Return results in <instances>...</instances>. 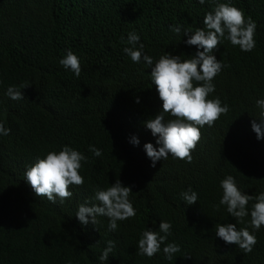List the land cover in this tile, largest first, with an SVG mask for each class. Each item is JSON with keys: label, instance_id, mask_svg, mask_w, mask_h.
<instances>
[{"label": "trees", "instance_id": "obj_1", "mask_svg": "<svg viewBox=\"0 0 264 264\" xmlns=\"http://www.w3.org/2000/svg\"><path fill=\"white\" fill-rule=\"evenodd\" d=\"M232 3L256 23V46L241 52L225 41L214 52L227 67L214 78L210 98L218 96L229 110L212 127L200 129L191 163L169 156L151 167L143 145L155 147V138L144 121L162 102L151 69L123 54L127 34L140 35L154 62L165 51L188 59L195 46L186 45L169 25L203 27L202 17L213 5L207 0L203 5L197 0H0V122L11 129L0 136V264H100L108 240L115 247L105 264H264V226L248 254L214 235L216 223H235L218 204L221 179L232 175L249 195L264 190V137L258 140L251 128L259 121L254 102L264 97V0ZM68 50L80 58L78 78L58 63ZM21 84H26L24 99L4 94L8 86ZM133 135L136 146L129 142ZM65 144L88 157L79 170L84 184L70 186L71 199L52 204L34 194L23 174L37 156ZM89 145L101 156L93 157ZM116 179L131 187L136 216L118 221L115 232L107 230L105 217L97 218V226L81 225L77 206L85 199L91 203L95 189ZM189 186L199 202L185 205L179 193ZM160 220L172 224L165 243L179 244L177 257L137 255L140 233L146 227L157 230Z\"/></svg>", "mask_w": 264, "mask_h": 264}, {"label": "clouds", "instance_id": "obj_2", "mask_svg": "<svg viewBox=\"0 0 264 264\" xmlns=\"http://www.w3.org/2000/svg\"><path fill=\"white\" fill-rule=\"evenodd\" d=\"M197 2L203 5L206 0ZM207 2L213 7L203 15V27H196L193 31L179 24L169 25L172 33L180 39L186 38L183 41L186 45L195 46V53L188 55L190 58L182 60L181 55L165 51L154 62L153 57L145 53V44L135 31L127 34V46L122 48L123 54L133 64H143L151 69L148 72L149 78L162 102L158 113L144 121V126L155 138V147L151 142L143 145L151 167H155L158 161L167 160L169 156L174 160L191 163L192 152L201 138L200 129L205 125L212 127L222 114L228 112V105L222 104L218 96L210 98L215 92L214 78L227 67L221 60H217L215 50L223 46L225 41L233 47L238 46L241 52H251L256 46V23L237 8L232 0ZM58 63L75 77L80 76V58L71 50H68ZM25 86L26 84L19 87L10 85L4 94L14 101L22 100L24 96L21 89ZM135 102L139 103V97L135 98ZM254 107L258 109L259 121H252L251 128L259 140L264 137V97L257 98ZM10 132L11 129L0 122V136H7ZM129 142L136 146L139 139L133 135ZM88 151L93 157L101 156V150L93 145H89ZM87 160L88 157L84 153L65 144L59 150H49L43 156H37L34 162L26 167L23 178L37 197H44L52 204H62L73 196L70 186L84 184L79 170L82 168V162ZM219 188L222 194L218 204L224 206L228 216L235 219V223H216L214 235L224 243L234 244L244 254H248L257 243L256 232L264 226V190L255 196L249 195L238 187L232 175L221 179ZM131 192L133 191L130 186L123 185L116 179L107 188L95 189L92 202L85 199L77 206L74 215L81 225L91 223L94 226L99 223L98 217H105L107 230L115 232L118 229V221L123 222L136 216V209L129 199ZM179 197L185 205L199 202L198 193L190 186L181 191ZM241 223L245 224V227L238 228L237 225ZM171 229V222L164 220H160L157 230L146 227L140 233L136 244L137 255L152 258L162 252L166 260H172L175 254L180 252V246L175 242L165 243L172 235ZM114 247V241L106 242L98 257L100 264L107 262Z\"/></svg>", "mask_w": 264, "mask_h": 264}]
</instances>
